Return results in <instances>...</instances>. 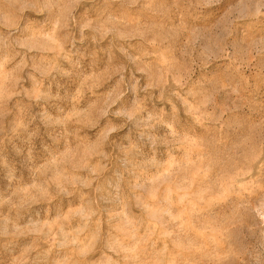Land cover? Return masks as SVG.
Segmentation results:
<instances>
[{
	"label": "rangeland",
	"instance_id": "rangeland-1",
	"mask_svg": "<svg viewBox=\"0 0 264 264\" xmlns=\"http://www.w3.org/2000/svg\"><path fill=\"white\" fill-rule=\"evenodd\" d=\"M0 264H264V0H0Z\"/></svg>",
	"mask_w": 264,
	"mask_h": 264
}]
</instances>
